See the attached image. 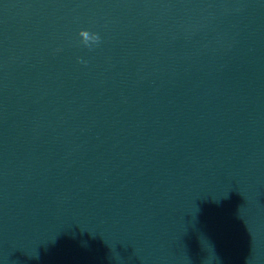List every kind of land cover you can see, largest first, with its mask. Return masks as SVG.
<instances>
[{
    "label": "water",
    "instance_id": "obj_1",
    "mask_svg": "<svg viewBox=\"0 0 264 264\" xmlns=\"http://www.w3.org/2000/svg\"><path fill=\"white\" fill-rule=\"evenodd\" d=\"M0 264H264V0H0Z\"/></svg>",
    "mask_w": 264,
    "mask_h": 264
},
{
    "label": "clouds",
    "instance_id": "obj_2",
    "mask_svg": "<svg viewBox=\"0 0 264 264\" xmlns=\"http://www.w3.org/2000/svg\"><path fill=\"white\" fill-rule=\"evenodd\" d=\"M80 34H86V39L83 40L82 43L86 44L88 47L96 45L100 41V36L97 32L94 31L90 32L88 30L81 29ZM89 41H91V43H88Z\"/></svg>",
    "mask_w": 264,
    "mask_h": 264
}]
</instances>
